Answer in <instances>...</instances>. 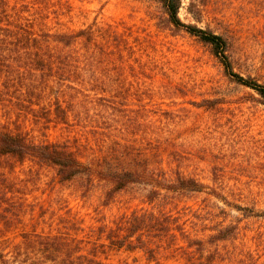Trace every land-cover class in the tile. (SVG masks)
Segmentation results:
<instances>
[{
	"label": "rangeland",
	"instance_id": "374dc122",
	"mask_svg": "<svg viewBox=\"0 0 264 264\" xmlns=\"http://www.w3.org/2000/svg\"><path fill=\"white\" fill-rule=\"evenodd\" d=\"M52 1L49 24L53 29L111 26L132 51H124V76L111 66L106 70L109 77L102 78L104 84L85 86L90 90L73 100L76 106L68 124L45 126L44 119L37 123L34 114L44 113L39 109L27 115L25 129L36 140L102 144L100 157L112 146L140 147L141 159L161 168L170 180L179 171L203 188L173 194L171 204L165 198L145 202L146 190L140 185L107 199L110 186L106 183L94 179L89 189L81 185V179L54 184L53 169L35 165L38 190L26 202L33 197L66 200L84 227L113 225L121 214L141 208L157 211L162 206L198 240L188 248L194 255L166 254L155 260L139 250L106 248L100 257L107 263L264 264V105L256 91L237 82L208 43L184 29L167 26L158 0ZM180 1L178 16L183 23L226 40L234 73L264 83V0ZM19 170V177H26ZM17 201L20 207L24 199ZM51 205L53 218L47 224L39 222L38 230L58 227V216L65 214L56 202ZM28 229L29 216L21 212L4 238L19 242Z\"/></svg>",
	"mask_w": 264,
	"mask_h": 264
},
{
	"label": "trees",
	"instance_id": "16d2710c",
	"mask_svg": "<svg viewBox=\"0 0 264 264\" xmlns=\"http://www.w3.org/2000/svg\"><path fill=\"white\" fill-rule=\"evenodd\" d=\"M158 1L167 26L184 29L208 43L225 70L237 82L254 89L264 105V83L232 71L226 40L221 35L183 23L178 16L180 0ZM52 6V0H0V264H111L100 257L106 248L139 250L149 260L166 254L194 255L188 248L198 240L178 225L171 210L162 206L157 211L141 208L121 214L113 225L84 227L66 200L52 197L40 201L33 197L26 202L27 196L38 190V177L32 168L35 165L51 167L54 184L81 179V185L89 189L94 179L106 183L110 186L107 199L129 186L140 185L146 190L145 202L153 204L165 198L171 204L173 194L203 188L202 183L179 171L175 180H170L161 168L141 159L144 152L140 147L112 146L100 157L102 144L94 147L91 143L36 140L25 129L27 115L39 109L44 113L34 114L37 123L44 119L45 126L50 122L68 124L76 106L73 100L90 90L85 86L104 84L102 78L111 66L124 76V51H132L127 40L111 26L101 30L53 29L49 24ZM59 12L56 10L57 17ZM128 157L132 161L128 162ZM26 162L30 164L24 169ZM16 168L26 177H19ZM20 197L24 201L18 207ZM54 202L65 209V214L58 216V227L49 225L50 231L38 230L39 222L47 224L53 218ZM21 212L28 214L31 229L23 231L22 239L15 243L4 236L15 228ZM47 213L50 215L46 219Z\"/></svg>",
	"mask_w": 264,
	"mask_h": 264
}]
</instances>
